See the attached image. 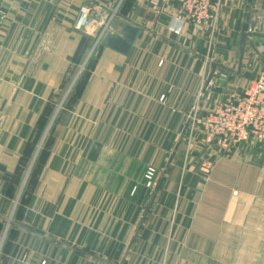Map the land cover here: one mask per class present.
<instances>
[{"label":"crops","instance_id":"1","mask_svg":"<svg viewBox=\"0 0 264 264\" xmlns=\"http://www.w3.org/2000/svg\"><path fill=\"white\" fill-rule=\"evenodd\" d=\"M151 2L0 0V264H264V153L210 148L197 165L185 132L196 104L204 117L264 70V0H221L213 31ZM126 25L121 55L103 41ZM147 167L150 198L134 184Z\"/></svg>","mask_w":264,"mask_h":264},{"label":"built area","instance_id":"2","mask_svg":"<svg viewBox=\"0 0 264 264\" xmlns=\"http://www.w3.org/2000/svg\"><path fill=\"white\" fill-rule=\"evenodd\" d=\"M175 1L178 4L179 21H187L199 30L205 26L209 27L210 31L214 30L220 17L221 0ZM151 4L158 7V0H152ZM89 20V9L82 8L76 27L78 29L85 27ZM209 86L211 83L206 79L200 88L198 102L202 100ZM187 126L189 131L185 132L189 141L196 139L193 135L199 132L203 136L201 139L204 144L214 146L220 153L219 156L228 155L243 145L253 146L263 143L264 70L259 73L257 79L250 82L238 98L229 103L217 105L206 116H199L196 104L190 113ZM210 166L211 161L205 162L206 169ZM157 174L158 170L155 167H147L143 175L144 186L151 195L157 188Z\"/></svg>","mask_w":264,"mask_h":264},{"label":"rangeland","instance_id":"3","mask_svg":"<svg viewBox=\"0 0 264 264\" xmlns=\"http://www.w3.org/2000/svg\"><path fill=\"white\" fill-rule=\"evenodd\" d=\"M111 19H112V17H108L107 19H106V21H105V23H104V26H106V24L109 22L110 23V21H111ZM108 23V24H109ZM108 26V25H107ZM104 28H106V27H104ZM100 44V42L98 41V37H96V39H95V41H94V45H93V47L91 48V51H90V56H95V54H96V51H97V47H98V45ZM75 81H76V78H74V80L73 81H71L69 84H68V86H67V89H66V93H65V95H60L58 98H57V102H58V104H57V107H56V109H55V111H50L49 113H47V115H49V117H48V120H47V124H46V126L44 127V128H42V130H41V144H40V146H38V148H37V152H39V151H44V146H45V144H46V139H47V137L50 135V133L52 132V130L55 128V125H56V123L59 121V119H60V115L64 112L63 110H64V103H65V99L67 98V95H68V93H69V91H70V89L73 87V85H74V83H75ZM191 113V112H190ZM190 116V115H189ZM189 116H188V120H189ZM186 126H187V124H186ZM188 127V126H187ZM187 127H186V131L188 130L189 131V129H187ZM200 129L198 128V131H199ZM193 136H195L194 138H196V140H197V143H195L193 146H191L190 147V151L192 150L193 151V153H195L196 154V158H198V161H196L197 162V165L201 162V159H200V157H199V155H201V154H203L204 155V157H205V155H206V153L208 152V150H210V148H213V149H215L214 147H212V145H205L204 144V142H203V139H198V137L199 136H202L199 132H197L196 134L194 133V135ZM244 146H248V145H243V146H240V147H238V148H243ZM249 147H252V146H249ZM237 148V149H238ZM93 151H96L95 149H93ZM191 151V152H192ZM216 151V153H217V155L219 156L220 155V153H218V151L217 150H215ZM250 151H252L253 153L254 152H256V153H258V152H260V153H264V142L263 143H257ZM203 155H202V157H203ZM193 156H195V155H193ZM197 160V159H196ZM209 161V160H208ZM130 171L131 172H133L130 176H132L133 177V174H134V177H138V174H137V170L135 169V170H133V169H130ZM136 171V172H135ZM143 175L144 174H142V178L141 179H136V182H134V184L137 186V185H139V184H141L142 183V179H143ZM29 176V174L27 175V177ZM129 176V177H130ZM27 179V178H26ZM144 185V184H143ZM145 187V186H144ZM146 189V188H145ZM156 191V190H155ZM155 191H153V194L151 195L150 193H148V195H147V198H150V197H153V195H154V193H155ZM146 192H147V190H146ZM23 194V191L21 190L19 193H18V198L16 199V203H17V201L19 200V198H21V195Z\"/></svg>","mask_w":264,"mask_h":264},{"label":"water","instance_id":"4","mask_svg":"<svg viewBox=\"0 0 264 264\" xmlns=\"http://www.w3.org/2000/svg\"><path fill=\"white\" fill-rule=\"evenodd\" d=\"M248 2L251 3L252 0H248ZM247 32H248V25L245 24L242 27V34H241L240 42H239V53H240L239 61L240 63L242 62L244 49L246 47ZM137 33H138V30L136 28L126 25L123 27V29L120 32H113L111 34H107L104 37L103 44L105 47L121 55H127L131 49V46L136 38ZM101 38H102V35L100 36L98 41ZM216 66H217L216 64H212L211 70L214 71Z\"/></svg>","mask_w":264,"mask_h":264}]
</instances>
